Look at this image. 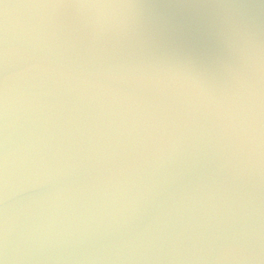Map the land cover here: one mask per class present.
Returning <instances> with one entry per match:
<instances>
[{"label":"water","instance_id":"water-1","mask_svg":"<svg viewBox=\"0 0 264 264\" xmlns=\"http://www.w3.org/2000/svg\"><path fill=\"white\" fill-rule=\"evenodd\" d=\"M0 264H264V0H0Z\"/></svg>","mask_w":264,"mask_h":264}]
</instances>
